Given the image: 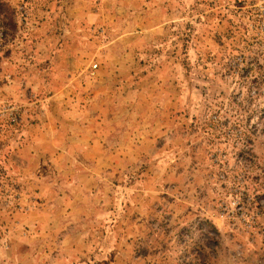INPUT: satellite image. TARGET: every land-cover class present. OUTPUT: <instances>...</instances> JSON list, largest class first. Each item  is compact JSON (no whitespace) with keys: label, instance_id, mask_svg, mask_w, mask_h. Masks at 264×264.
Masks as SVG:
<instances>
[{"label":"rangeland","instance_id":"rangeland-1","mask_svg":"<svg viewBox=\"0 0 264 264\" xmlns=\"http://www.w3.org/2000/svg\"><path fill=\"white\" fill-rule=\"evenodd\" d=\"M0 10L12 38L0 106L20 112L0 133V264L72 262L55 256L69 254L56 230L25 219L43 198L16 155L34 152L58 183L84 188L86 209L57 219L64 232L82 221L78 263L264 264V0Z\"/></svg>","mask_w":264,"mask_h":264},{"label":"crops","instance_id":"crops-1","mask_svg":"<svg viewBox=\"0 0 264 264\" xmlns=\"http://www.w3.org/2000/svg\"><path fill=\"white\" fill-rule=\"evenodd\" d=\"M31 142H35V141L33 140ZM21 149H23V147ZM8 150H9V144L6 143L5 151L8 152ZM16 156H17L16 161H17V169H18L17 173L19 174L20 179L22 180L20 181L23 182L27 188L33 189L35 191L38 190L37 193L40 195L41 198H43L41 205L38 208H36L35 211L27 214L25 219L29 220L27 222L31 224L30 225L31 227L35 226L33 224L34 223L33 221L41 220L39 223L37 222L36 226L37 227L40 226V230L43 231V234H45V230H46L45 224L49 225L48 230L49 233H51L50 238L53 237L52 236L53 232H55L56 230L58 232L56 233V237L61 235L59 241L61 239L60 242L62 243V245L64 246L66 243H68L66 245L67 248L66 252L69 254L68 256L66 254L61 255V253L64 252L59 250L55 254V256L69 258V260L72 261L71 264H81L75 261V259L73 258L76 255V253H79L80 250L82 249V247L81 248L78 247L76 243V239H78L79 235H82L84 232L82 230H78V232L76 231L75 233V225L76 224L80 225L82 221L78 222L79 221L78 217L72 219L67 223L69 224L68 230L64 232V231H59V228L62 229L63 226H60L58 224L57 219L58 216L64 213H69L68 211H73L74 209H78L77 213L80 214V212L86 209L84 203L83 202L78 203L79 201H77L75 198V195L81 194L84 188L82 186L72 187L74 186V184L70 180V176L67 175L60 177V182L58 183L57 180L58 177L56 176L57 174L54 175V172L52 171L50 172H47V170L42 171L43 166L41 169L39 168V166L37 165V162H39V156L35 152L34 154L32 153L27 154L26 156L18 153ZM47 157H48V162L45 161L47 162V164H45L47 168H49L48 163L50 162H54L55 165L57 164L58 160L56 156L54 158L52 154H49L48 156H46V159ZM8 160H10L9 156H8ZM46 216H48L49 220H46ZM53 224H55L58 228H56ZM70 230H72L71 231L72 233H68ZM79 240L83 241V238H80Z\"/></svg>","mask_w":264,"mask_h":264},{"label":"built area","instance_id":"built-area-1","mask_svg":"<svg viewBox=\"0 0 264 264\" xmlns=\"http://www.w3.org/2000/svg\"><path fill=\"white\" fill-rule=\"evenodd\" d=\"M18 12L23 17V15L25 14L24 7L19 6ZM11 39V33L7 21L0 11V54L9 49ZM93 67H96V65L94 64ZM0 118L2 120V124H0V133H2L4 128L3 125H5L6 123L17 124L19 122V108L11 104L0 106ZM4 172V169L1 168L0 175H4Z\"/></svg>","mask_w":264,"mask_h":264},{"label":"trees","instance_id":"trees-1","mask_svg":"<svg viewBox=\"0 0 264 264\" xmlns=\"http://www.w3.org/2000/svg\"><path fill=\"white\" fill-rule=\"evenodd\" d=\"M1 11V10H0Z\"/></svg>","mask_w":264,"mask_h":264}]
</instances>
